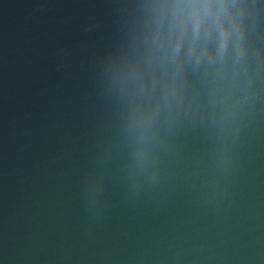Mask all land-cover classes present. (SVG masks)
<instances>
[{
    "label": "water",
    "instance_id": "obj_1",
    "mask_svg": "<svg viewBox=\"0 0 264 264\" xmlns=\"http://www.w3.org/2000/svg\"><path fill=\"white\" fill-rule=\"evenodd\" d=\"M100 264H264V173L181 224Z\"/></svg>",
    "mask_w": 264,
    "mask_h": 264
},
{
    "label": "clouds",
    "instance_id": "obj_2",
    "mask_svg": "<svg viewBox=\"0 0 264 264\" xmlns=\"http://www.w3.org/2000/svg\"><path fill=\"white\" fill-rule=\"evenodd\" d=\"M177 9L186 11L196 30L202 29L205 24L215 29L218 37V48L222 52L230 43L235 42L241 49L244 46L245 16L244 9L248 7L243 0H191L175 5ZM182 39V36H181ZM180 41L173 46V53L179 51ZM203 54V49L200 50ZM138 137L141 141L146 139L147 130L139 124L136 125ZM146 158V153H139Z\"/></svg>",
    "mask_w": 264,
    "mask_h": 264
}]
</instances>
